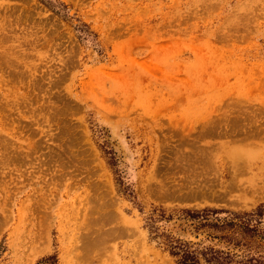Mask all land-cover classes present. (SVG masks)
Wrapping results in <instances>:
<instances>
[{"label": "rangeland", "instance_id": "obj_1", "mask_svg": "<svg viewBox=\"0 0 264 264\" xmlns=\"http://www.w3.org/2000/svg\"><path fill=\"white\" fill-rule=\"evenodd\" d=\"M260 204L264 0H0V264H176L178 210Z\"/></svg>", "mask_w": 264, "mask_h": 264}, {"label": "trees", "instance_id": "obj_2", "mask_svg": "<svg viewBox=\"0 0 264 264\" xmlns=\"http://www.w3.org/2000/svg\"><path fill=\"white\" fill-rule=\"evenodd\" d=\"M174 222L177 231L164 235L176 264H264V205L251 212L230 213L217 208H184ZM171 214L167 221L171 220Z\"/></svg>", "mask_w": 264, "mask_h": 264}]
</instances>
